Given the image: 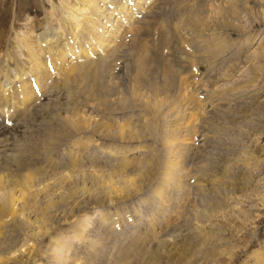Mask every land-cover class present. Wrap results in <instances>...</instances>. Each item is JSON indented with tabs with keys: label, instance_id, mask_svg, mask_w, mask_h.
<instances>
[{
	"label": "rangeland",
	"instance_id": "1",
	"mask_svg": "<svg viewBox=\"0 0 264 264\" xmlns=\"http://www.w3.org/2000/svg\"><path fill=\"white\" fill-rule=\"evenodd\" d=\"M181 1L174 9L183 12L187 5L193 9L204 5V8L201 14L195 15L190 32L182 23L189 15H180L177 11L171 16L174 19L168 20L169 25L181 23L186 31L177 30L180 47L167 45L165 41L166 45L160 40L155 42L158 26L152 37H148L150 24H139L125 34L114 51L112 64L101 84L96 81L88 84L83 77L69 71L52 80L40 106L58 113L61 118L81 117L92 122L94 128L89 126L78 131L72 140L75 145L66 144L63 151H57L46 162L34 160L31 163L36 166L11 167L10 171L0 170V173H32L43 177L62 173L78 175L75 181L63 186L69 189L91 186L93 199L99 198L100 203L83 206L76 212L71 206L66 212L69 216L80 215L89 220L98 215L113 218L136 208L133 220L129 219L121 237L129 241L130 236L141 235V240L152 234L155 240L148 245L147 256L135 257L132 264H264V0ZM66 3L76 5L69 0ZM39 7L40 0H0L2 48L14 36L9 30L11 24L16 22V33L26 32V10L36 19L42 18L37 13ZM206 7L211 10L208 14L204 11ZM80 8L77 5V10H83ZM221 8L229 11V15H219ZM152 15L157 16V8ZM44 25L33 22V44L47 49V43L36 42L37 35L42 37L46 31ZM214 33L221 36L219 44L210 38L205 42L200 38ZM51 53L53 56V50ZM141 55L146 58V67L141 77H134L135 58ZM49 71L54 74L52 68ZM163 75H170V80L163 79ZM135 81H138L139 93L151 101L169 96L172 109L167 131L159 132L161 124L153 121L157 125L154 135L141 140L113 139L110 136L116 135L120 126L153 119L148 110L136 108L129 100L130 90L136 88ZM172 82L176 93H166L164 85ZM45 124L34 121L32 130L39 132ZM27 139L23 125L0 128V168L8 156L18 153V147L25 145ZM92 141L98 148L90 144ZM164 143L175 149L176 167L184 175L187 191L183 195L177 193V201H172L175 204L171 202L164 210L157 226H150L146 212L137 205L157 186L155 181L166 157ZM108 147L120 153L111 157L101 153ZM147 161L153 162L150 167ZM124 180L129 183H121ZM137 186L144 188L140 194L130 192L139 190ZM40 193L26 196L29 207L22 212L30 209L40 212L39 217L47 223L52 217L46 212L53 206L49 202L52 196L46 191ZM198 219L208 225V235H215L213 244L219 254L210 260L192 250L189 231ZM73 230L74 226L68 224L56 227L55 233L37 239V249L31 252L29 260L23 256L14 260V264H47L46 249L55 234L69 236ZM119 242L112 248V254Z\"/></svg>",
	"mask_w": 264,
	"mask_h": 264
},
{
	"label": "bare ground",
	"instance_id": "2",
	"mask_svg": "<svg viewBox=\"0 0 264 264\" xmlns=\"http://www.w3.org/2000/svg\"><path fill=\"white\" fill-rule=\"evenodd\" d=\"M66 1L68 0H40L37 13L42 18L36 19L31 15V11L26 10L27 15L24 18L26 32L16 33L14 21L15 23L9 27L14 36L8 40L6 47L2 48L0 45V128L9 125L15 128L23 125L28 133V142L18 147L16 155L8 156L0 168L1 171L7 172L11 170V167L17 168L28 164L36 166L31 163L34 160L46 162L57 151H63V146L66 144L75 145L72 140L78 131L89 126L94 128L95 125L92 122L81 117L61 118L58 113L40 106L42 98L49 92L48 85L52 80L58 79L65 71H69L74 76L83 77L82 79L88 84L94 81L101 84L112 64L114 51L132 28L139 24L144 26L150 24L148 37H152L153 30L158 26L155 42L160 40L161 43L165 41L170 46L175 44L179 46L180 39L176 35L179 32L177 30L185 31L182 28L183 25L181 23L176 26L169 25L168 20L172 21L174 18L171 16L176 15L177 11L181 13L180 15H189L182 23L190 32L194 28L195 15L201 14L204 8V5L197 9L187 5L183 8V13L181 10L174 9L183 3L181 0H69L76 4L75 7ZM45 3H48V7ZM77 5L83 10H77ZM167 7L170 8L168 12H166ZM156 8L157 16H153ZM222 9H219L221 10L219 15H229V11ZM204 11L208 14L211 10L206 7ZM231 15L235 13L232 12ZM35 21L45 24L46 31L41 34L43 39L37 35L38 38L35 40L47 43V49L33 44L32 24ZM220 37L214 33L200 38L204 42L210 38L214 44H219ZM244 41L246 43L248 38L246 37ZM52 50L53 56H51ZM135 59L133 76L141 77L146 67V58L141 55ZM61 61L64 66H61ZM49 68L53 69L54 74L50 73ZM162 78L170 80V75H163ZM135 87L129 93L131 104L136 108L148 110L149 116L152 115L153 119L147 118L133 126L122 125L116 135L110 136L113 139L141 140L154 135L157 125L153 121L161 124L159 132H165L167 128V120L171 116L172 109L169 96L165 95L161 99L151 101L147 95L139 93L138 81H135ZM164 90L166 93L171 91L176 93V86L172 82L164 85ZM34 121L46 123V126L39 132H34L32 130ZM90 144L98 148L93 141ZM84 146L88 147L89 144ZM164 146L166 157L164 155L165 158L155 181L157 186L147 198L145 197L146 199H140L137 205V208L146 212L144 214L146 218H149L150 226L156 225L159 217L165 213L164 210L172 201L175 199L177 201L179 196L176 197L177 193L183 195L187 191L186 180L183 181L184 175L180 174V170L176 167L175 149L171 145ZM101 153L111 157L120 152L114 147H108ZM143 160L146 161V158ZM147 162H149L148 167L153 163ZM77 176L71 173L46 177L32 173L26 175L0 173V264H14V260L23 256H27L26 260H29L31 252L37 249L35 244L37 239L45 234L55 233L54 229L63 224L74 226V230L69 236L55 234L52 244L46 249L47 264H110V262L111 264H132V259L135 257L140 259L147 256V247L155 240L152 234H149L151 235L149 238L144 237L146 239L141 240L139 239L141 235L140 237L130 236L129 241L127 237H121L129 219H132L134 212L137 211L136 208L127 213L116 214L117 216L113 218L108 215H98L90 220L84 216H69L66 213L71 206L75 207L76 212L81 211L83 206L100 203L99 198L93 199L91 186L78 187L77 182H75L77 187L74 189L63 186V183L75 181ZM122 182L129 183L126 180ZM137 188L139 190L135 188L130 192L139 193L144 189L141 186ZM41 191H46L52 196L48 201L53 206L46 211L50 212L52 217L47 223L39 217L40 212L32 209L26 213L22 212L23 208L29 207L26 196L33 197L34 193L42 194ZM98 191L104 192L100 188ZM172 203L175 204V202ZM207 226L204 220L198 219L189 233L192 234L191 244L195 248L192 249L193 253L201 252L206 260H210L219 253H216L213 244L216 240L215 235L212 233L208 235ZM154 235L157 236V234ZM118 241H120L119 247L117 246V251L112 254L114 250L113 252L111 250Z\"/></svg>",
	"mask_w": 264,
	"mask_h": 264
}]
</instances>
